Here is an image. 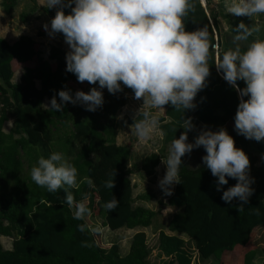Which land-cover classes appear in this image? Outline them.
<instances>
[{
  "label": "trees",
  "instance_id": "trees-1",
  "mask_svg": "<svg viewBox=\"0 0 264 264\" xmlns=\"http://www.w3.org/2000/svg\"><path fill=\"white\" fill-rule=\"evenodd\" d=\"M27 1L33 4L29 11L36 13L38 0ZM19 2L1 0V7L10 14ZM71 7L74 4L45 7L43 12L54 17L57 10L63 8L67 15ZM222 14V6L216 8L213 0H206V7L197 2L195 13L186 18V31L208 27L209 76L194 98V108L181 113L171 104L163 106V114L159 117L163 148L161 152L147 156L141 166L135 165V168L145 175H155L162 158L167 157L166 147L186 131L181 126L183 120H190L203 125L204 130L224 128L233 137L235 146L249 158L253 192L244 204V210L239 212L241 202L238 199L234 198L230 203L221 199L223 191L237 183L236 179L228 177V183L218 191V177L211 174L203 161L193 168L189 163L190 153L182 156L181 183L176 184L167 204L161 202L176 211L165 229L159 232V249L171 258L170 264H192V256L183 248L185 237L194 242L204 261L215 258L223 264L224 255L238 253L235 264H254L259 253L264 257V249L259 251L251 246L255 229L264 227V139H247L235 130L238 104L248 97H241L223 79L222 70L218 71L215 64L218 56L233 47L221 28ZM28 18V12L21 14L24 22ZM48 32L44 28L40 34ZM258 38L264 39V35ZM215 45L219 46L218 52ZM67 53L52 46L46 59L31 36L22 35L13 44L0 37V264H151L145 231L134 234L129 253L122 256L117 243L105 248L98 243L94 232L77 230L78 224H88V216L83 221L73 219L74 210L65 203L63 189L50 193L31 180L30 169L38 158L59 151L78 170L79 188L69 189L74 199L86 204L91 210L90 216L97 210V215L109 229L153 227L161 215V208L153 210L135 205V186L130 177L133 170L129 168L132 148L117 140L118 115L128 102L126 89L121 87V91L112 94L103 88L106 90L103 104L95 111L70 102H65L59 111L44 108V99L50 101L53 96L60 103V90H67L74 96L81 86L99 88L98 82H78L75 74L66 71ZM14 61L18 66L27 65L19 83L13 81ZM34 62L37 66L30 67ZM35 79L41 81L40 89L36 87ZM236 83L240 89L246 86L243 80ZM10 120L13 126L6 133L4 125ZM188 142L195 141L188 138ZM194 150L206 155L203 146ZM86 179H91L94 186L89 187ZM109 179L114 180L112 189L104 186ZM113 197L119 201L118 207L107 212L102 205ZM139 198L150 201L154 196L143 194ZM257 208L259 215L255 211ZM3 236L14 239L11 249L4 248ZM82 242L89 246H82Z\"/></svg>",
  "mask_w": 264,
  "mask_h": 264
},
{
  "label": "clouds",
  "instance_id": "clouds-1",
  "mask_svg": "<svg viewBox=\"0 0 264 264\" xmlns=\"http://www.w3.org/2000/svg\"><path fill=\"white\" fill-rule=\"evenodd\" d=\"M197 2L202 0H45L44 6L71 7L65 14L57 10L51 20V28L44 25L49 34L62 33L70 51L66 54V71L76 75L78 82H98L99 89L107 88L109 93L121 91V82L132 89L134 98H143L141 107L131 125L133 135L141 140L151 137L159 127V118L153 109H164L171 104L178 112L195 107L194 98L205 86L209 76L210 35L205 25L194 31L185 30V20L195 13ZM225 10L237 16L254 20L264 15V0H224ZM260 23L251 26L240 22L234 29L233 47L218 56L215 64L226 80L241 97L234 117L235 130L247 139H264V39ZM250 37H253L251 40ZM246 42V43H244ZM238 80L245 82L240 89ZM96 87L89 92L78 90L73 96L67 90H60L50 100L48 111H59L65 102L80 103L88 111H95L103 104L102 91ZM139 117V118H137ZM186 129L179 138H174L168 148L164 176L158 185L165 195L172 194L171 186L181 183L180 166L182 156L193 148L203 146L205 166L214 177H218L217 190L228 183V177L237 180L234 186L223 191L221 199L230 203L234 198L241 203L238 210H244L253 189L249 176V158L235 146L234 139L221 128L218 131L205 129L188 142L187 130L193 126L190 120H183ZM31 180L50 193L63 189L65 203L73 211V219L83 221L91 210L83 202L74 199L69 191L79 188L78 170L59 151L48 157H39L30 169ZM93 187L91 179H86ZM108 189L114 187V180L105 181ZM119 201L113 197L102 207L110 212L116 210ZM256 214L259 215L257 208ZM80 232H99L101 227L81 223ZM82 246H89L82 242Z\"/></svg>",
  "mask_w": 264,
  "mask_h": 264
},
{
  "label": "rangeland",
  "instance_id": "rangeland-1",
  "mask_svg": "<svg viewBox=\"0 0 264 264\" xmlns=\"http://www.w3.org/2000/svg\"><path fill=\"white\" fill-rule=\"evenodd\" d=\"M27 0H20V4L12 13H4L2 18L0 19V26H3L4 31L9 36L12 35L11 40H14V33L16 35L20 34L23 31L28 32V30L23 29L24 25H27L29 28V32L36 33L38 41L42 45L46 46L49 45V41L47 38L40 37L41 30H44V25L49 23L51 19L48 14L43 12L44 2L45 0H39L40 10L37 12L39 17H35L27 7L28 4L26 3ZM214 7L218 8L222 6L223 14L220 17L221 28L224 34H227V39L233 43V36L235 35L234 29L236 26L243 22L248 26H251L255 23H260L262 25V30L258 34H254L256 37L264 35V15L258 16L252 20L247 16H237L232 13H227L225 10V3L224 0H213ZM1 6V0H0ZM3 10V9H2ZM5 12V11H4ZM23 12H28L30 18L29 21L25 23L21 19V14ZM54 18V17H53ZM8 20V22H7ZM48 25V24H47ZM38 34V35H37ZM57 36L53 39V42L57 44V40L61 37L62 41L61 44L64 46H69L66 42L63 43L64 36L62 33L57 32ZM40 37V38H39ZM40 45V44H39ZM60 45V44H58ZM121 87L127 90V97L128 102L123 107V109L119 112L118 115V143L122 145H129L132 148V155L130 159L129 168L133 171L130 174L132 178V182L135 186V197L136 203L135 205H141L153 210L162 209L161 215L159 216L158 220L156 221V225L149 228H137V229H118V230H111L104 225L103 219L97 215V210L94 216H88L87 222L89 225L95 227L99 225L101 227V231L94 232L96 239L100 245L105 248H110L113 243H117L120 247V252L122 256H125L129 253L132 237L138 231H145L148 238V246L150 248V256L148 258L151 264H170L171 258L166 257L163 255L159 249V232L161 229H165V225H167L170 220L172 219L174 213L176 212L175 209L165 206L167 204L169 198L174 194L176 184L171 186L172 194L165 195L161 188L158 185V181L164 176L166 172V165L161 162L159 166L156 168L155 175H145V172H142L140 169H136L135 165L141 166V162L150 154L161 152L163 148V134L160 131L159 127L156 128L151 137L147 140L141 141L137 139L132 131H131V121L134 119L137 111L143 107V98L137 100L134 98V92L132 89L124 86L121 82ZM99 89V88H98ZM79 90L84 92H89L91 88L87 86H81ZM102 91L103 96L105 95L106 90L99 89ZM154 114L158 116V118L163 114V109H153ZM192 128L187 130V137L194 140L200 134L201 131L204 130L203 125H197L195 122H192ZM8 127H5V129ZM170 146V145H169ZM166 147V156L168 155V148ZM203 152L200 150H194L190 152L189 156V163L191 167L196 168L198 167L201 162L203 161ZM143 194H151L154 198L150 201L142 200L139 197ZM161 202H163L161 204ZM166 231L170 233L167 229ZM12 237H1L2 244L5 249H11L13 243ZM253 248H256L259 251L264 249V227H258L254 231L253 242L251 244ZM183 248L192 256L193 261L192 264H219L215 258H211L208 260H202L199 256L198 251L195 248V244L192 240L185 238V244ZM238 253H232L229 255H224V263L223 264H235L237 259ZM263 255L259 253L258 258L255 260L254 264H262L263 262Z\"/></svg>",
  "mask_w": 264,
  "mask_h": 264
},
{
  "label": "crops",
  "instance_id": "crops-1",
  "mask_svg": "<svg viewBox=\"0 0 264 264\" xmlns=\"http://www.w3.org/2000/svg\"><path fill=\"white\" fill-rule=\"evenodd\" d=\"M26 3L28 4V3H30V2L27 1ZM39 3H40V2H39V0H38V11L40 10V5H41V4H39ZM19 4H20V2H19ZM18 6H19V5H18ZM18 6H17V7H18ZM32 6H33V5L28 4L27 7H28L29 9H31ZM44 8H45V6H44L43 8H41V9H44ZM2 9H3V8L0 6V19L2 18V16H4V15H3L4 13L6 14V12H4V10H2ZM16 9H17V8H16ZM38 11H37V12H38ZM37 12L34 13V16H35V17H39L38 15H35V14H37ZM29 16H31V15H29ZM49 17H50L51 19L49 20V23H47V24H50V25H51V20L53 19V17L50 16V15H49ZM29 18H30V17H29ZM29 18L27 19V21H26L25 23L30 22V21H29ZM7 22H8V20H7ZM44 28H45V27H44ZM44 28H43V29H44ZM23 29L28 30V32L23 31V32H21V33L18 34V35H16V34L14 33V40H11L12 35L9 36L8 34H6V31H4L3 26H0V37L6 39L8 42H10L11 44H13V43H15L16 41H18L19 38H20L22 35H28V36H31V37L35 40L36 43L40 44V51L42 52L43 57L46 58V59L48 58V56H49V54H50V50H51V47H52V46L60 47V48H62L63 50H65L66 52H69V51H70L69 46H64V45L61 44V41H62V38H61V37L57 40V44H55V43L53 42V39L57 36L56 33L50 35L49 32H48L47 34L40 36V37H43V38H47L48 41H49V45L46 44V46H44V45H42L41 43L38 42V41H40V40L37 39L36 33L34 34L33 32H29V28L27 27V25H24V26H23ZM37 35H38V34H37ZM40 37H39V38H40ZM63 43H65V39L63 40ZM58 44H60V45H58ZM51 64L54 65V62H51ZM17 66H18L17 63L14 61V77H13V81H14L15 83H19V82L21 81V79H22V75L24 74L27 65L22 64V65H19L18 67H17ZM36 66H37V64H36L35 62L30 64V67H36ZM35 84H36V87H37L38 89L41 88V81H40L39 79H35ZM45 105H47L48 107H50V101H49V99H44V101H43V106H44V108H45ZM12 126H13V121H12V120L7 121V122L5 123V125H4V131H5L6 133H9V132L11 131ZM5 127H8V128L5 129ZM183 237H184V236H183ZM185 238H186V237H185Z\"/></svg>",
  "mask_w": 264,
  "mask_h": 264
},
{
  "label": "built area",
  "instance_id": "built-area-1",
  "mask_svg": "<svg viewBox=\"0 0 264 264\" xmlns=\"http://www.w3.org/2000/svg\"><path fill=\"white\" fill-rule=\"evenodd\" d=\"M214 48H215L216 52H218L219 46L218 45H215Z\"/></svg>",
  "mask_w": 264,
  "mask_h": 264
},
{
  "label": "water",
  "instance_id": "water-1",
  "mask_svg": "<svg viewBox=\"0 0 264 264\" xmlns=\"http://www.w3.org/2000/svg\"><path fill=\"white\" fill-rule=\"evenodd\" d=\"M202 4L204 7H206V0H202Z\"/></svg>",
  "mask_w": 264,
  "mask_h": 264
}]
</instances>
